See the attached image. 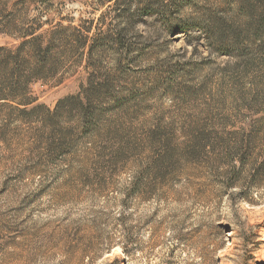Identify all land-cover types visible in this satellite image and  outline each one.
<instances>
[{
    "label": "rangeland",
    "instance_id": "obj_1",
    "mask_svg": "<svg viewBox=\"0 0 264 264\" xmlns=\"http://www.w3.org/2000/svg\"><path fill=\"white\" fill-rule=\"evenodd\" d=\"M83 34L33 93L103 83L101 130L53 151L0 109V264H257L264 0H0V48Z\"/></svg>",
    "mask_w": 264,
    "mask_h": 264
},
{
    "label": "trees",
    "instance_id": "obj_2",
    "mask_svg": "<svg viewBox=\"0 0 264 264\" xmlns=\"http://www.w3.org/2000/svg\"><path fill=\"white\" fill-rule=\"evenodd\" d=\"M29 35L32 34L24 37ZM118 37L119 44L123 45L124 36L119 32ZM86 38L87 34L79 38L53 36L45 42V36L40 35L36 43L31 37L15 49L0 48V109L11 110L12 114H26L32 122L41 123L47 145L53 151L71 149L77 130H101L106 116L110 114L103 100H99L101 91L107 87L103 83L96 86L92 83L77 95L59 100L53 110L45 104H37L38 98L34 97L33 84L62 69L74 56L76 47L84 49ZM31 49L36 54L33 58L28 55ZM44 110L47 112L45 117L41 114ZM112 115L117 114L112 112ZM154 163L160 168L165 160L158 159ZM170 175L168 172H157L152 176L160 180Z\"/></svg>",
    "mask_w": 264,
    "mask_h": 264
},
{
    "label": "bare ground",
    "instance_id": "obj_3",
    "mask_svg": "<svg viewBox=\"0 0 264 264\" xmlns=\"http://www.w3.org/2000/svg\"><path fill=\"white\" fill-rule=\"evenodd\" d=\"M258 260L259 262L257 264H264V256L260 257ZM230 264H234V263L231 262Z\"/></svg>",
    "mask_w": 264,
    "mask_h": 264
}]
</instances>
